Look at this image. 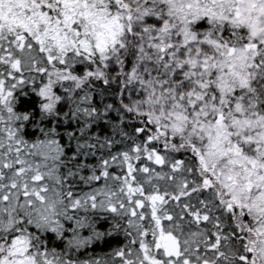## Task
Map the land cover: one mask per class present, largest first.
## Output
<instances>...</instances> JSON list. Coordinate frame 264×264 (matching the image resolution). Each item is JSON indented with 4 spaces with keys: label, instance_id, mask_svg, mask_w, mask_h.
Masks as SVG:
<instances>
[{
    "label": "snow or ice",
    "instance_id": "1",
    "mask_svg": "<svg viewBox=\"0 0 264 264\" xmlns=\"http://www.w3.org/2000/svg\"><path fill=\"white\" fill-rule=\"evenodd\" d=\"M0 264H264V0H0Z\"/></svg>",
    "mask_w": 264,
    "mask_h": 264
}]
</instances>
